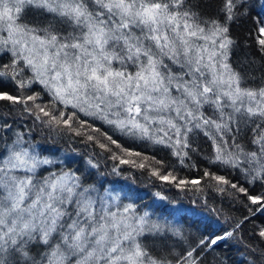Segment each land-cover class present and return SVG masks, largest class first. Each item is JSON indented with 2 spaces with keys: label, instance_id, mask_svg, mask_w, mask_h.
Here are the masks:
<instances>
[{
  "label": "snow or ice",
  "instance_id": "obj_1",
  "mask_svg": "<svg viewBox=\"0 0 264 264\" xmlns=\"http://www.w3.org/2000/svg\"><path fill=\"white\" fill-rule=\"evenodd\" d=\"M0 264H264V0H0Z\"/></svg>",
  "mask_w": 264,
  "mask_h": 264
},
{
  "label": "trees",
  "instance_id": "obj_2",
  "mask_svg": "<svg viewBox=\"0 0 264 264\" xmlns=\"http://www.w3.org/2000/svg\"><path fill=\"white\" fill-rule=\"evenodd\" d=\"M139 196L142 197V202L144 204H150L153 202L150 191L145 189L143 186H141L139 189ZM155 203L160 204L159 201H156Z\"/></svg>",
  "mask_w": 264,
  "mask_h": 264
}]
</instances>
